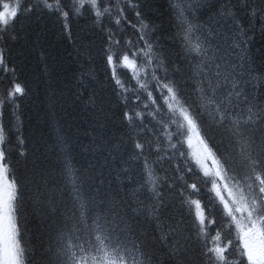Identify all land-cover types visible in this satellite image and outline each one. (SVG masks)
Listing matches in <instances>:
<instances>
[{
  "label": "snow or ice",
  "instance_id": "snow-or-ice-1",
  "mask_svg": "<svg viewBox=\"0 0 264 264\" xmlns=\"http://www.w3.org/2000/svg\"><path fill=\"white\" fill-rule=\"evenodd\" d=\"M168 10L162 31L154 0H0V264H264V0ZM33 19L73 43L70 21L86 19L93 36L78 73L61 69L89 93L90 142L53 113L42 170L22 131ZM78 147L103 157L106 181ZM29 200L47 225L35 242Z\"/></svg>",
  "mask_w": 264,
  "mask_h": 264
},
{
  "label": "trees",
  "instance_id": "trees-1",
  "mask_svg": "<svg viewBox=\"0 0 264 264\" xmlns=\"http://www.w3.org/2000/svg\"><path fill=\"white\" fill-rule=\"evenodd\" d=\"M160 5L162 15L155 22L161 25L162 31L168 29L172 23L168 5L173 0H154ZM179 2V0H177ZM86 19L71 20L72 36L75 41H69L67 33L63 32L59 25L48 19H33L30 22L32 32L30 56L27 59V70L22 75L32 89L30 98L22 106L23 112V135L28 141V146L36 158L38 169L42 170L47 166L45 156L48 155L45 149V142L51 134L50 125L53 123V113L55 119L59 121L63 132L77 142L79 145H88L90 137L85 132L90 129L94 109L91 105L86 106L89 93H85L79 99L75 95L80 89L76 86L75 79H69L68 74L62 71V67L71 64L72 69L79 71L78 63L75 60L76 46L93 39L86 25ZM257 49L261 50L257 52ZM45 53V58L40 59V52ZM253 52L259 56L264 52V40L257 33ZM68 53H73L69 58ZM48 65L50 75L45 77L43 73L44 64ZM92 65H88L85 60V70ZM98 82L90 85L91 90L97 92V96L105 95L101 92L103 84V71L97 64ZM38 78V79H37ZM7 82L0 84L6 86ZM37 85L39 89L37 90ZM7 111L5 109V123L7 124ZM80 153V148H77ZM78 163L84 166L89 160L96 164L97 172L101 173L98 179L105 181L108 179L107 169L103 166V157L99 154L93 155L91 152L80 153L77 157ZM19 175V173H17ZM25 214L27 217L25 239L29 238L35 242L44 229L47 227L43 222L42 214L34 210L31 200L27 202Z\"/></svg>",
  "mask_w": 264,
  "mask_h": 264
}]
</instances>
